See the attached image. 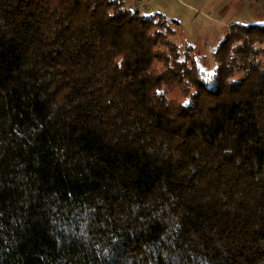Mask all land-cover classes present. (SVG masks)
<instances>
[{
    "label": "trees",
    "instance_id": "16d2710c",
    "mask_svg": "<svg viewBox=\"0 0 264 264\" xmlns=\"http://www.w3.org/2000/svg\"><path fill=\"white\" fill-rule=\"evenodd\" d=\"M180 23L0 0V264H264V24Z\"/></svg>",
    "mask_w": 264,
    "mask_h": 264
},
{
    "label": "rangeland",
    "instance_id": "374dc122",
    "mask_svg": "<svg viewBox=\"0 0 264 264\" xmlns=\"http://www.w3.org/2000/svg\"><path fill=\"white\" fill-rule=\"evenodd\" d=\"M148 11L145 13L163 12L168 17L180 18V25L183 29V37L178 41L181 43H192L194 47L193 56L196 57L199 66L206 72H211L216 66L217 61L214 57L219 42L231 32V23L255 22L264 24V0H221V3L214 11L205 9L200 12L173 0H145ZM185 1V0H184ZM217 0H212L215 4ZM224 2V3H223ZM168 4L172 5L169 6ZM176 15V16H174ZM178 38V37H177ZM253 46L263 48L261 59L264 60V38L254 42ZM182 53L186 48L181 49ZM159 68L162 67L159 65ZM168 97L172 100L185 101V97L180 87L169 88Z\"/></svg>",
    "mask_w": 264,
    "mask_h": 264
},
{
    "label": "crops",
    "instance_id": "0c3cea01",
    "mask_svg": "<svg viewBox=\"0 0 264 264\" xmlns=\"http://www.w3.org/2000/svg\"><path fill=\"white\" fill-rule=\"evenodd\" d=\"M173 1H178L180 3H183L184 5L188 6L189 8H191L193 10H198L200 12L204 11L205 9H208L210 11H214L217 8V6L221 3V0H217L215 2V4L212 2V0H185V1L184 0H173ZM129 2L131 4H137L138 7L141 9V11L144 14H146L145 12L148 11V6H147V3L145 0H129ZM168 5L171 6V8H173L172 5H170V4H168ZM174 16H176V15H174ZM176 17H178L182 20V17H180V16H176ZM180 19H178V20L180 21Z\"/></svg>",
    "mask_w": 264,
    "mask_h": 264
}]
</instances>
